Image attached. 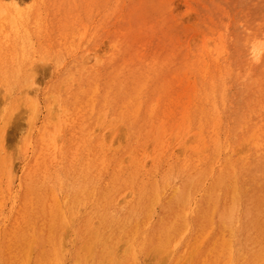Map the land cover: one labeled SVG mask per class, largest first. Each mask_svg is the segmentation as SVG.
Masks as SVG:
<instances>
[{"label":"rangeland","instance_id":"obj_1","mask_svg":"<svg viewBox=\"0 0 264 264\" xmlns=\"http://www.w3.org/2000/svg\"><path fill=\"white\" fill-rule=\"evenodd\" d=\"M255 43L264 0H0V264H264Z\"/></svg>","mask_w":264,"mask_h":264},{"label":"bare ground","instance_id":"obj_2","mask_svg":"<svg viewBox=\"0 0 264 264\" xmlns=\"http://www.w3.org/2000/svg\"><path fill=\"white\" fill-rule=\"evenodd\" d=\"M263 51H264V45H261V46H256V43L254 44V45H252V49H251V54H252V57H254V59H260V57L262 56V53H263ZM218 65V64H217ZM203 77H205V76H203ZM107 82H109V81H107ZM201 83H202V81H201ZM203 84H205V83H203ZM202 85V84H201ZM202 87V86H201ZM196 88V87H195ZM196 91V89H194V92ZM193 92V91H192ZM204 92V91H203ZM206 93V92H205ZM207 94H205V96H206ZM194 96V95H193ZM209 96V95H208ZM195 99V98H194ZM202 99V98H201ZM207 99V98H206ZM211 99V98H210ZM208 100H209V98H208ZM196 102V101H195ZM207 103V102H206ZM191 104V103H190ZM194 105V104H193ZM256 107V106H255ZM204 108V107H203ZM262 118V117H261ZM260 118V119H261ZM262 120H263V118H262ZM262 120H260V121H262ZM257 124V123H256ZM259 131V130H258ZM257 132V131H256ZM263 137V136H262ZM260 141V140H259ZM221 143V142H220ZM259 147V146H258ZM259 149V148H258ZM255 151H257L256 149H255ZM259 151V150H258ZM257 151V152H258ZM253 152H254V150H253ZM256 153V152H255ZM251 154V153H250ZM260 154V153H259ZM249 157V156H248ZM253 157V156H252ZM257 157V156H256ZM261 158H263V157H261ZM254 159V158H253ZM252 160V159H251ZM261 160V159H260ZM254 161V160H253ZM240 162V161H239ZM257 162H259V161H257ZM193 163V162H192ZM192 163H190V164H192ZM247 163V162H246ZM249 163H250V161H249ZM262 163H263V161H262ZM248 164V163H247ZM237 165V164H236ZM253 165V164H252ZM262 165V164H261ZM260 165V166H261ZM243 166V165H242ZM256 166V165H255ZM258 168V167H257ZM241 170H242V168H241ZM247 170V169H246ZM257 170V169H256ZM259 170V169H258ZM260 170H261V167H260ZM182 171V170H181ZM180 171V172H181ZM183 171H185V170H183ZM187 171H188V169H187ZM190 171V170H189ZM236 172H238V171H236ZM240 172V171H239ZM242 172V171H241ZM245 171H243V173H244ZM258 172V171H257ZM192 173V172H191ZM260 173V172H259ZM182 174V173H181ZM236 174V173H235ZM248 174V173H247ZM33 176H34V174H33ZM247 176V175H246ZM259 176V175H258ZM180 177V176H179ZM187 177V176H186ZM263 177V176H262ZM181 178V177H180ZM197 178H198V176H197ZM240 178V177H239ZM239 178H237V179H239ZM196 179V178H195ZM184 180V179H183ZM32 181H34V180H32ZM243 181H244V179H243ZM248 181V180H247ZM214 182V181H213ZM169 183H170V181H169ZM227 183V182H226ZM239 183V182H238ZM42 186V185H41ZM175 186V185H174ZM170 187V186H169ZM222 187V186H221ZM259 188V187H258ZM220 189V188H219ZM238 189H239V187H238ZM237 189V190H238ZM243 189V188H242ZM247 188H245V190H246ZM155 190V189H154ZM241 190V189H240ZM244 190V191H245ZM159 191V190H158ZM239 191V190H238ZM157 192V191H156ZM215 192V191H214ZM216 192H217V190H216ZM215 192V193H216ZM160 193V192H159ZM169 193V192H168ZM209 193V192H208ZM238 192H236V194H237ZM164 194V193H163ZM190 194V193H189ZM235 194V195H236ZM241 194H243V193H241ZM165 195V194H164ZM223 195V194H222ZM188 197V196H187ZM213 197V196H212ZM220 197V196H219ZM239 197V196H238ZM163 198V197H162ZM170 199V198H169ZM222 199V198H221ZM240 199V198H239ZM141 200V199H140ZM158 200H160V199H158ZM170 201V200H169ZM190 201V200H189ZM243 201H244V199H243ZM142 203V202H141ZM140 203V204H141ZM159 203V202H158ZM220 203V202H219ZM163 204V203H162ZM165 204V203H164ZM171 204V203H170ZM169 204V205H170ZM189 204V203H188ZM187 204V205H188ZM139 205V204H138ZM236 205H237V202H236ZM243 205V204H242ZM237 207V206H236ZM240 207V206H239ZM238 215V214H237ZM235 219V218H234ZM215 221V220H214ZM6 235V234H5ZM2 243V242H1ZM0 246H2V245H0ZM9 246V245H8ZM1 248V247H0ZM2 250V249H1ZM2 252V251H1ZM3 253H4V251H3ZM1 255V254H0ZM5 255V254H4ZM6 257V256H5ZM1 259V258H0ZM6 259H7V257H6ZM5 259V260H6ZM3 261V260H2ZM8 262V261H7ZM5 263V262H4ZM12 264V263H11Z\"/></svg>","mask_w":264,"mask_h":264}]
</instances>
